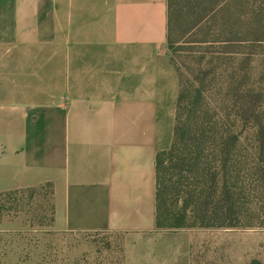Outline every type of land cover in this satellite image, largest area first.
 Returning a JSON list of instances; mask_svg holds the SVG:
<instances>
[{"label": "crops", "instance_id": "0c3cea01", "mask_svg": "<svg viewBox=\"0 0 264 264\" xmlns=\"http://www.w3.org/2000/svg\"><path fill=\"white\" fill-rule=\"evenodd\" d=\"M166 37V0H0V193L49 184L56 232L138 254L172 140Z\"/></svg>", "mask_w": 264, "mask_h": 264}, {"label": "trees", "instance_id": "16d2710c", "mask_svg": "<svg viewBox=\"0 0 264 264\" xmlns=\"http://www.w3.org/2000/svg\"><path fill=\"white\" fill-rule=\"evenodd\" d=\"M229 1L166 0L178 92L171 143L154 159L155 232L264 229V0L234 31ZM50 188L0 193V221L43 189L53 221Z\"/></svg>", "mask_w": 264, "mask_h": 264}, {"label": "rangeland", "instance_id": "374dc122", "mask_svg": "<svg viewBox=\"0 0 264 264\" xmlns=\"http://www.w3.org/2000/svg\"><path fill=\"white\" fill-rule=\"evenodd\" d=\"M252 1H229L232 14L236 9L228 22L234 25L233 31L237 25L245 24L243 17ZM214 2L224 7L228 0ZM223 14L219 13L218 18ZM180 36L177 29L172 36L177 42L173 47L182 45L184 39ZM46 193L47 189H43L31 200L17 202V214L2 219L16 221L14 227L0 230V264H264L263 228L155 232L152 238H144L143 248L136 255L125 249L129 238L123 234L59 233L52 226Z\"/></svg>", "mask_w": 264, "mask_h": 264}]
</instances>
